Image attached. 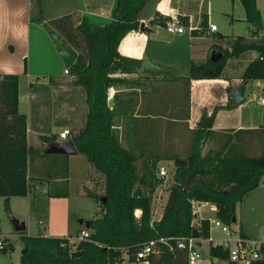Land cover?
<instances>
[{
	"label": "trees",
	"instance_id": "1",
	"mask_svg": "<svg viewBox=\"0 0 264 264\" xmlns=\"http://www.w3.org/2000/svg\"><path fill=\"white\" fill-rule=\"evenodd\" d=\"M239 1L244 21L249 26V37L257 40L234 36L227 47H218L222 59L217 62L207 59L190 62L185 78L187 83L189 80L219 78L227 58H239L250 50L256 56L245 65L240 78L242 81L264 80V36H257L262 28L259 11L255 0ZM145 2L115 0L110 19L98 26L90 24L85 16L74 23L69 15L50 19L46 24L77 53L74 62L65 69L73 76V84L84 90L87 111L83 126L69 139L77 153L83 154L103 175L104 185L100 195L90 190L85 192L94 202H99L100 207V215L90 220L87 239L78 240L70 247L67 238L41 235L42 227L37 235L16 231L24 246L19 264H116L124 258L133 260L142 243L159 238L167 239L168 245L157 243L158 251L148 257L150 264H188L185 251L176 247L175 239L191 235L190 200L213 204L215 218L230 225L236 204L259 185L264 175V150L256 156L246 155L233 135L219 139L226 133L211 128L219 108L235 105L228 99L223 106L215 105L209 113L201 111L192 129L188 154L172 158V183L160 218L152 219L151 196L160 181L153 174L157 159L138 171L137 156L121 144L115 131L114 105L107 106V90L119 81L110 75L132 73L140 68V59L119 54L117 46L126 33L139 27L138 13ZM36 4V19L41 20L39 3ZM205 25L206 20L202 18L200 27ZM260 96L264 98V86ZM17 104V76H0V197H3L5 210H8L10 197L26 196L33 187L28 176V159L33 149L26 143V117L18 112ZM260 126L264 128V110ZM231 131L239 135L249 129ZM211 137L215 138L216 146L202 153V142ZM41 139L50 144L55 137L41 136ZM66 176L65 166L62 177ZM101 197L105 198L103 203ZM136 210L138 216L134 214ZM196 232L200 238L208 237L207 219H200V229ZM207 252L210 257L230 264L225 247L209 243ZM257 264H264V260Z\"/></svg>",
	"mask_w": 264,
	"mask_h": 264
},
{
	"label": "crops",
	"instance_id": "2",
	"mask_svg": "<svg viewBox=\"0 0 264 264\" xmlns=\"http://www.w3.org/2000/svg\"><path fill=\"white\" fill-rule=\"evenodd\" d=\"M257 1L255 0L256 6ZM37 2L39 3L41 20L36 19L38 14ZM114 4L115 0H0V76L5 74H15L17 76V109L19 113L24 114L26 117V143L33 149V154L37 156L34 162V184L30 181L33 184V187H31L33 191L41 187L42 183H62L67 186V176L66 178L61 176H63L64 165L68 167L69 155H66V157H45L43 151L48 144L41 139V136L54 135V142H58L57 134L61 130L67 129L63 127L65 121L75 120V118H71V111L75 109V102L78 103L80 112L81 108L83 109L84 117L87 108L85 97L82 96V88L72 83L73 76L69 75L68 72L64 73L65 67L61 60L56 62L58 68L63 67L62 72L59 73L60 75L55 74L52 69V71H40L35 67H31L29 57L32 39L34 38L35 41L45 40L46 34H49L52 30L46 27L48 20L62 15H69L74 23L85 16L90 24L102 25L110 19ZM202 8H204V12L199 11L203 10ZM208 8L206 0H146L138 13L139 27L136 30L129 31L120 39L117 46L118 53L141 60L140 68L136 72L112 73L110 76L118 78L119 81L107 90V98H112V103L108 107L111 108L114 105L113 124L115 122L127 124V128H124L120 137L126 140L128 146L137 142L138 139L150 135V123L154 120L158 119L157 121L165 124L183 122V124L188 125L187 129L192 130L202 110L209 113L215 105L223 106L230 99L229 93L235 87L227 91L231 81V79L228 80V77H222L221 75L219 77L224 78L223 87L226 89L224 97L205 105L200 101L202 100V93L198 88L202 84L210 85L218 80L198 79L189 80L187 83L185 81L187 76L178 75L179 73L174 76L179 70L189 67L190 62L208 60L212 49L220 51L218 47H227L220 45V43L210 44L204 42L206 38L208 40L212 39V41L217 39L213 36L217 28L214 31H208L207 29L209 23ZM171 17H177L185 27L188 25L198 26L199 31L192 32V35L188 33H169L164 29V21ZM202 18L206 20V25L201 28L200 21ZM32 28L34 32H32ZM244 28L248 30L249 26L244 24ZM32 34L35 36L32 37ZM224 39L217 40L220 42ZM231 39L232 37L225 40L229 42ZM45 41L47 42V40ZM254 57L247 58L245 65ZM145 59H149L161 68L169 70L170 74L150 76L142 71V63ZM239 76L235 78V81L240 82V84L244 82L245 88L247 81H242ZM174 83H178V85L171 89V84ZM22 85L24 87L27 85L25 110H20L21 97H19V91ZM263 86L264 82L260 83V91ZM57 92H62L64 98L61 106H64L69 112L65 121L58 118L55 114L56 111L51 110L49 112L48 110L47 112L44 110L47 107L51 108L54 102L60 104V96H57V99L51 98ZM169 92L171 93L170 96L174 97L169 98V94L166 97ZM113 96H115V99ZM45 99H48V101H44ZM83 100L84 102H82ZM243 101L239 104L235 103L231 108H219L214 115L211 128L214 131L225 132V129H252L258 126H244V123H242L239 112ZM258 105L262 106L261 104ZM193 108H195L197 118L190 117ZM229 123L235 125H227ZM115 127L118 126L114 125ZM181 127L183 128V126ZM69 136L70 133L67 138ZM172 137L174 143H178L177 134L175 133ZM127 149L137 156V162L142 157L151 158L152 160L157 159V163L172 162V158L176 156V151L168 154L166 149H164L165 153L161 154L154 150L143 152V150ZM73 155H76V153ZM58 166H60V169H57ZM89 166L94 169L90 164ZM64 192L65 190L55 191L53 194L59 195L64 194ZM66 194L59 196H66ZM246 195L248 196H244L239 202L241 203L239 204L241 209L238 213L239 221L235 212L233 221H237V230H240L246 238L264 240V175L261 177L259 185ZM50 217L49 211L48 218ZM38 221L41 222V220ZM53 221L51 218V224H48L47 230H50L51 237H59L55 235L56 227ZM41 227V235L47 236L44 231L45 228L42 225ZM58 230H60L58 234H61L64 228L58 225ZM69 243L74 244V242Z\"/></svg>",
	"mask_w": 264,
	"mask_h": 264
},
{
	"label": "rangeland",
	"instance_id": "3",
	"mask_svg": "<svg viewBox=\"0 0 264 264\" xmlns=\"http://www.w3.org/2000/svg\"><path fill=\"white\" fill-rule=\"evenodd\" d=\"M206 2L208 3L209 7V23L213 24L217 28V30L213 33V36L215 38L219 40L222 38L226 39L241 35L249 38L250 40H257L256 37H249L250 30L244 28V24H246L244 22V11L239 0H206ZM202 9L203 10L199 11L204 12V8ZM257 9L259 11L260 22L262 25V28L260 31H258L257 36H264V0L257 1ZM32 32H34L33 28ZM33 35L34 34H32V37ZM217 39L212 41V39L208 40L206 38L204 42L210 44L220 43V45L222 46H228V42L225 39L220 40V42ZM45 40H47V42ZM45 40L40 39L39 41H35L34 38L32 39L31 53L29 57L30 65L32 68L35 67L40 71L53 70L55 74L60 75L59 73L62 72L63 67L58 68L57 66L56 62H58L57 60L60 61V58L57 51L55 50L51 38L49 37V34H46ZM250 56H256V53L250 50L244 52L239 58L226 59L221 76L228 77L229 81L231 79V81L229 82L230 84L227 87V91L240 84V82L235 81V78L241 74L247 58H249ZM177 74L181 76H188V66L183 68L182 70H179V72H176L174 76H176ZM225 79L227 80V78ZM216 80L218 81H216L214 84H202V86L198 88L202 93V100L200 101L205 105L213 103L216 100L222 99V97H224V93L226 91V89L223 87L224 78H218ZM73 81L74 80H72V83ZM263 82L264 80H247L243 94L244 101L241 105V111L239 112L244 126H258L249 129V131L239 135H234V133H232L231 131L233 129H225L224 131L226 134L219 138L225 139L226 135H233V139L237 142L238 147H240L242 151L249 156L259 155L264 150V128L260 126V110L262 109V112L264 110V106L262 105L260 107L257 103V100L260 97V83ZM177 85L178 83L171 84V89H174ZM26 93L27 85L25 87L22 85L19 91V97H21L20 110L26 109ZM55 94L56 95L51 98L57 99V96H60V104L54 102V104L51 105V108L47 107L44 108V110H46L47 112L48 110L49 112L51 110L56 111L55 114H57L58 118L65 121V119L68 117L69 112L68 109L64 108V106H61L62 99L64 97L62 95V92H57ZM168 94L169 98L174 97L172 95L170 96V92L167 93L166 97H168ZM82 96L83 98L85 97V92L83 89ZM44 101H48V99H45ZM82 102H84V100ZM75 103V109L71 111V118H75V120L70 119V121H65V126H63L68 129L70 135L75 130L82 127L85 120V117L83 116V109L81 108L80 112L78 103ZM195 108H193L192 110L190 116L191 118L196 117ZM157 120H154L152 123H150V135H147L146 138L138 139L137 142L129 146L126 143V140L120 137V134H122L127 124L115 122L114 125L118 126L115 127V131L119 136L121 144L126 148L134 149L135 151L143 150V152L154 150L160 154L165 153L164 149H166V152L168 154L172 151H176V156H186L190 150L191 139L193 136L192 130L187 129L188 125L183 124V122H169L168 124H165ZM227 125L234 126L235 124L229 123ZM181 126H183V128ZM175 133L177 134L176 139H178V143H174V140H172V135H174ZM215 146V138H206L201 145L202 153L207 151L210 147ZM33 153L29 156L28 159V176L31 182H33L34 180V162L37 159V156ZM52 156L61 157L62 155H50L49 158ZM68 160V167L64 165V168L65 166L66 169L68 168V174L66 178L67 186L63 185L62 183H42L41 187L36 188L34 191L30 190L26 197H10L8 200V210H5L3 197H0V239H4V242L6 244H9H5L4 251L0 250V264H19V256L21 250L24 248L23 243L20 239V233H17L13 229V220L24 223V231L26 235H37L39 230L38 220H41V225L45 228L44 231L47 233L46 235L51 236L52 234H50V230H47V227L49 223L51 224L50 219L52 218L54 220L53 223L56 227L55 235L67 238L69 242L76 243L78 240L79 231L85 229L82 225H79L77 223V219L81 218L83 220H91L100 215V207L98 205L99 202H94L91 197L86 196L85 192L87 190H90L100 195L103 191L104 185L103 175L92 169L89 166V163L86 160L85 156L81 153H76V155H69ZM151 160V158L147 157H142L140 160H138V162L136 160L135 164L138 168V171L141 170V166L144 167ZM160 164L166 170V175L164 177H158L157 171L158 167H160ZM57 169H60V166H58ZM172 173V162H156L155 169H153V174L157 178H159L160 181L155 186L151 196V215L153 219L159 218V214L162 212V207L168 194L169 185L172 183ZM88 181H90L89 184ZM63 190H65V192L67 193L66 196L53 194L55 191L61 192ZM239 204L241 203L238 202L235 209L237 220L238 213L241 210ZM208 207L210 208L211 206ZM49 211L51 216L50 218H48ZM200 212L202 214L208 215L210 218L213 217V213H211V211L209 210H201ZM58 225L64 228V231L61 234H58L60 233V230H58ZM230 228L237 229V221L231 222ZM220 237H223V235L214 228H211L210 230L209 239L198 237V242L200 244L199 246L195 247V249L199 254V258L196 259L193 264H226L225 261H220L216 258L210 257L207 252L209 246L208 241L211 238L218 240V238ZM69 246L71 247L73 246V244L69 243Z\"/></svg>",
	"mask_w": 264,
	"mask_h": 264
},
{
	"label": "built area",
	"instance_id": "4",
	"mask_svg": "<svg viewBox=\"0 0 264 264\" xmlns=\"http://www.w3.org/2000/svg\"><path fill=\"white\" fill-rule=\"evenodd\" d=\"M164 29L169 33H178V34L188 33L189 35H192V32L199 31L198 26L195 25H188L186 27L183 26L177 17H171L165 20ZM207 29L208 31H214L216 27L213 24L208 23ZM63 71L64 73H67V69H64ZM257 103L263 105L264 98L260 97ZM68 134H69L68 129L61 130L57 134L59 138L58 142L67 139ZM157 173H158V177H164L166 175V170L164 167L161 166L158 168ZM208 206L211 207L209 208ZM201 210L211 211V213H213V217L210 218L208 215L202 214L200 212ZM134 214L135 216H138L139 211L136 210ZM190 215H191L190 226L196 231L200 229V219H204V218L207 219L208 230H209V235L207 239H209L210 237L211 228L218 230L223 235V237L218 238V240L211 238L208 242L213 245L219 244L222 247H225L227 249V256H228L227 262H229L230 264H257L260 263L262 260H264V240H252L246 238L245 236H241L237 229H231L230 225L222 223L214 216L213 204L206 201L192 199L190 200ZM160 216L161 213L159 214V218ZM40 223L41 222L38 221L39 227H41ZM88 236H89V231L88 229L85 228L79 231L78 240L87 239ZM197 242H198V236L194 238L191 235L175 239L176 247L178 249L185 251L187 255L188 264H193L196 261V259L199 258V254L195 249V247L199 246L197 245ZM157 243H163L165 245H168L167 239L165 238H159L158 240H151L146 243H142L139 246V248L136 250L133 260H127L126 258H124L120 262H117L116 264H150L148 257L152 253L158 251ZM4 246H5L4 239H0V250L3 249Z\"/></svg>",
	"mask_w": 264,
	"mask_h": 264
},
{
	"label": "water",
	"instance_id": "5",
	"mask_svg": "<svg viewBox=\"0 0 264 264\" xmlns=\"http://www.w3.org/2000/svg\"><path fill=\"white\" fill-rule=\"evenodd\" d=\"M247 25V24H246ZM49 37L51 38L55 50L58 53L60 60L65 68L71 66L76 58V51L62 38L57 32L51 30L49 32ZM222 59V53L215 49H212L209 53L208 60L211 62H217ZM142 71L148 73L150 76H155L159 74L169 75L170 71L164 68H161L157 64L151 62L149 59H145L142 63ZM243 90H244V82L237 85L235 88L231 90L229 93L230 99L235 103H241L243 101ZM112 103V98H107V106H110ZM44 155H73L77 153V150L72 143L71 139L67 138L61 142H53L47 145V147L43 151ZM105 201L104 197H101V202ZM234 219V218H233ZM232 219V221H233ZM77 223L82 225L84 228L89 229L90 220H83L81 218L77 219ZM13 229L15 231H23L25 229V225L23 222H18L17 220L12 221ZM191 236L196 238L197 232L195 229L191 230ZM197 245L199 243L197 242ZM24 248L21 250L23 253Z\"/></svg>",
	"mask_w": 264,
	"mask_h": 264
}]
</instances>
